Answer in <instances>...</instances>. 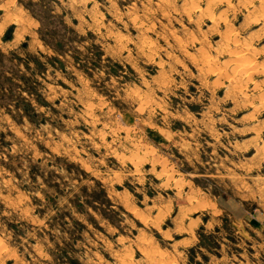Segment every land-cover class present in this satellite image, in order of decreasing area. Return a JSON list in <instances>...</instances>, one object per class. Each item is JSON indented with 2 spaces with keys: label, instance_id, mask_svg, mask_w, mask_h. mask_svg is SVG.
<instances>
[{
  "label": "rangeland",
  "instance_id": "obj_1",
  "mask_svg": "<svg viewBox=\"0 0 264 264\" xmlns=\"http://www.w3.org/2000/svg\"><path fill=\"white\" fill-rule=\"evenodd\" d=\"M0 264H264V0H0Z\"/></svg>",
  "mask_w": 264,
  "mask_h": 264
},
{
  "label": "bare ground",
  "instance_id": "obj_2",
  "mask_svg": "<svg viewBox=\"0 0 264 264\" xmlns=\"http://www.w3.org/2000/svg\"><path fill=\"white\" fill-rule=\"evenodd\" d=\"M199 5V4H198ZM259 5L262 7V5L259 3ZM206 8V7H205ZM207 9V8H206ZM226 9V8H225ZM200 12V11H199ZM206 13V12H205ZM263 16V15H262ZM214 19V18H213ZM218 19V18H217ZM216 20V19H215ZM225 22V21H224ZM228 38V37H227ZM226 39V38H225ZM244 42V41H243ZM237 45V44H236ZM239 46H240V44H239ZM237 48V47H236ZM252 50H253V48H252ZM246 51V50H245ZM241 52V51H240ZM217 53V52H216ZM250 53V52H249ZM237 54V53H236ZM246 54V53H245ZM254 55H255V53H254ZM246 58V57H245ZM237 59V58H236ZM238 59H240V58H238ZM242 59V58H241ZM251 59H253V58H251ZM251 59H250V62L249 63H252L251 62ZM212 60V59H211ZM214 60H215V58H214ZM244 61H245V59H243ZM208 61V60H207ZM220 61V60H219ZM238 61V60H237ZM239 62V61H238ZM210 63H214L213 61L212 62H210ZM249 63H248V65H249ZM245 64V63H244ZM254 64V63H253ZM208 65H211V64H208ZM247 63L245 64V67H246V69H247ZM256 65H258V64H256ZM214 66V65H213ZM227 66V65H226ZM253 66V65H252ZM209 67V66H208ZM250 67V66H249ZM240 68V67H239ZM253 68V67H252ZM263 68V67H262ZM208 69V68H207ZM219 69V68H218ZM203 70V69H202ZM215 70H216V68H215ZM222 70V69H221ZM256 70V69H255ZM209 71V70H208ZM217 71V70H216ZM233 78V77H232ZM238 79V78H237ZM137 208V207H136ZM135 215H137V214H135ZM146 250V249H145Z\"/></svg>",
  "mask_w": 264,
  "mask_h": 264
}]
</instances>
